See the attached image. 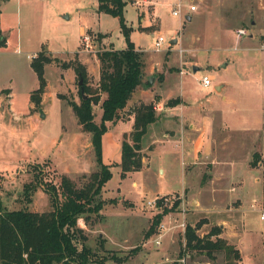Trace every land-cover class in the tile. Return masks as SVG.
<instances>
[{
  "label": "rangeland",
  "instance_id": "obj_1",
  "mask_svg": "<svg viewBox=\"0 0 264 264\" xmlns=\"http://www.w3.org/2000/svg\"><path fill=\"white\" fill-rule=\"evenodd\" d=\"M126 2L124 22L130 28L129 35L119 16L98 11V0H6L2 4L6 13L3 19L12 31L6 34L7 44L0 48V82L6 83L15 96V110L21 119L16 124L22 128V135L12 132L11 113L0 110L4 123L0 125V193L9 209L43 212L54 208L53 199L42 187L32 194L30 202L23 194L25 183L33 180L38 169L43 170L45 181L58 183L62 174H68L81 187L90 179L91 173L99 168L95 147L88 149L86 145L88 140L92 143V135L80 129L78 117L69 104L71 100L80 102V79L77 74L67 72L64 85L61 86L59 69L47 65L45 77L49 88L43 101L45 117L40 115L42 103L30 108L31 91L39 86L37 74L31 66V57H36L44 49L68 61L75 57L77 51L95 58L104 49H125L128 37L135 46L147 52L156 50L153 40L160 34L168 42L177 38V43L172 44V47L177 45L174 48H182L183 52L168 49L166 43L162 48L164 52L155 51L151 54L153 57L149 55L155 61L162 58L159 54L166 56L164 71L171 66L174 72L178 66L180 70L185 68L189 72L170 76V80L178 83L173 89H184L186 96L193 102L202 100L217 107L221 104L225 106V113L230 114L237 128L253 131L254 136H250L249 140L251 146H257V151L264 153V141H260L264 137V53H261L264 51V31L260 30L264 27V0H155V5L149 0ZM179 3L182 12L176 16L172 11L179 8ZM192 5L196 6L195 10L190 9ZM188 16H192L191 20H187ZM156 21H159V28L154 26ZM223 24L226 27L233 26L236 32L244 28L247 35L238 40L235 31H224ZM85 33L93 36L91 50H86L83 44ZM98 33L104 38L99 40ZM254 33L257 42L252 47L245 37H251L250 34ZM146 57L144 53V59ZM176 58L177 63H173L172 60ZM225 63L228 64L224 67ZM192 65L200 69L193 72ZM88 74L89 83L97 86L100 67L98 69L97 65H91ZM204 75L212 77L209 87L201 83ZM161 81V77L157 76L152 84H146L147 88H152L153 96H167ZM220 83L226 84L223 92L222 87L217 90L214 88ZM223 96L228 99L224 100ZM30 113L34 114L31 122L29 116L33 114ZM96 114V120L100 122L99 106L96 107ZM4 125L9 128H4ZM130 125L126 121L110 126L102 136V162L111 166L113 176L97 201L101 198L116 200L106 202L99 214L90 215V223L85 222L84 216L81 217L79 225L88 234L87 246L102 254L113 251L118 256L127 257L122 264H177L186 253L184 244L187 228L185 231H169L158 247L154 242L156 233L149 237L146 234L152 217L165 208L158 211L151 208L148 201L163 196L176 198L169 203L168 212L162 219L169 225L182 220L183 210L186 212L187 226H195L206 218L192 215L190 210L196 202L193 204L184 192L173 193L183 191L185 187V160L178 148L159 150L151 155L150 161L144 163L139 171L124 177L121 175L120 148L123 134L130 129ZM22 136L29 139L28 143L33 147L32 157L36 161L23 163L17 169L13 167L15 169L12 172L7 171L14 166V161H24L21 160L23 152L21 154L19 150L25 148L29 153V144L24 143V147L19 144L23 141ZM245 158L247 154L238 160L236 166L228 167L230 177H246L253 181L247 183L248 200L242 207L243 212L223 214L231 222L225 236L241 252V259L237 261L233 258L236 264H264V221L260 219L264 209L261 202L262 182L254 180L260 170H249ZM192 179L196 185L197 178ZM122 196L125 200L121 199ZM175 202L178 204L174 206ZM212 227L211 224L202 225L198 233L206 235ZM104 233L108 238L107 243ZM103 240L104 248L100 245ZM187 252L188 264H227L224 251L215 252L213 256L200 250ZM106 264L121 263L110 261Z\"/></svg>",
  "mask_w": 264,
  "mask_h": 264
},
{
  "label": "trees",
  "instance_id": "obj_2",
  "mask_svg": "<svg viewBox=\"0 0 264 264\" xmlns=\"http://www.w3.org/2000/svg\"><path fill=\"white\" fill-rule=\"evenodd\" d=\"M98 11H106L122 19L124 30L129 35V27L124 22V8L126 0H98ZM99 40L104 35L98 33ZM264 39V36H263ZM7 44V37L0 29V47ZM78 53V52H77ZM68 61L54 57L49 50H41L31 61L35 70L39 86L31 92V100L36 105H41L42 95L46 91L47 80L45 67L47 64L60 63L63 68H74L79 79L80 102L69 101L75 111L82 129L91 133L92 143L96 149L99 168L92 172L85 185L78 187L75 180L67 174H62L60 181L54 183L43 179V170L36 168L34 178L24 185L23 194L30 202L32 194L39 187L53 199L54 208L49 211H32L29 209H9L0 193V264H106L114 261L124 263L127 257L118 256L116 253H100L87 246L88 234L79 225V219L89 222L90 215L99 214L106 202L116 199H100L106 183L112 178L113 172L110 165L102 162V136L110 127L122 119V111L136 89L144 83V52L136 48L128 37L125 49L109 48L100 51L97 57L100 62V79L97 86L89 83L87 67L79 59L78 54ZM149 84L150 81L148 80ZM86 96V97H84ZM177 99H170L167 104L174 105ZM99 106L101 120L97 122L96 107ZM135 120L130 134L125 133L122 144V160L120 163L121 175L124 177L129 172L139 171L143 167L142 139L147 133L151 123L157 120L154 103H142L132 109ZM131 113V111H130ZM132 141L131 142L129 141ZM258 155L252 166L258 164ZM264 179V176H263ZM264 202V180H263ZM178 202H175L174 206ZM173 206V207H174ZM158 212L152 217V223L147 236L156 233L157 226L162 221L164 214ZM203 222L195 226L188 224L185 233L186 250H200L213 256L215 252L224 251L227 264H236L241 259L240 250L221 237L223 229L216 225L210 232L201 236L198 229ZM216 236L215 238H212ZM104 248V240L101 242Z\"/></svg>",
  "mask_w": 264,
  "mask_h": 264
},
{
  "label": "crops",
  "instance_id": "obj_3",
  "mask_svg": "<svg viewBox=\"0 0 264 264\" xmlns=\"http://www.w3.org/2000/svg\"><path fill=\"white\" fill-rule=\"evenodd\" d=\"M149 1H151V3L155 5V0H149ZM5 2L6 0H0V29L3 35L7 37L6 34L12 30L8 29L6 22L3 19V15H5L6 13L2 7V4H4ZM191 18L192 16H188L187 20L188 19L191 20ZM156 25L159 28V21H156L154 26ZM155 28L156 27H154L153 29ZM223 28L225 29L224 30L225 32L230 30L236 32L235 28L230 25L226 27L225 24H223ZM260 30L264 31V27L260 28ZM250 35L251 37L248 38L245 37V40L249 42V46L254 47L257 42V39L255 38V33ZM263 36L264 33L262 35V38ZM173 39H177V38H173ZM172 40L170 42H172ZM262 41L264 42V39H262ZM174 47H172V43L171 46L168 45V49H172L176 51L179 50V49L178 50L175 49ZM136 48L140 51H143L147 55L145 59V67H144V74H145L144 83L136 89L133 96L129 100L126 108L122 111V115H126V116L125 117L123 116L122 119L118 120L116 123L110 124V126H115L116 124H119L121 122L128 121L130 122L131 125H130V129L125 133L130 134L131 131L133 130V125L135 120L134 111H132V109L136 106H139L142 103L145 104L151 102L154 103L158 117L155 122L149 125L147 133L144 135L142 139L141 154H142L143 163L149 162L151 155L155 152H158L159 150L168 149L171 147L178 148L182 154V157L185 160L184 161L185 187L183 188V191H174L173 193L184 192L187 198L192 199L193 204L196 202L195 206H193V209L190 210L192 215L195 217L197 215L200 216L201 218L202 217L206 218V220L202 224L204 226H209L210 224L213 226L214 225L220 226L223 229V232L221 233L222 235L221 237L225 239H229L228 236H225V234L227 232L226 228L231 227V222L226 218H224L223 214L231 215L230 214L231 211L234 213L243 212L242 207L248 200L247 183L253 180L247 179L246 177H238L236 179L235 176L230 177L231 172L228 171V167L236 166L238 160L243 158L247 154V158L245 159H247L246 164L249 167L248 169L260 170L259 176H256L254 180H256L257 182H262V195H263L264 153L263 152L260 153L259 151H257V146H255V148L254 145L251 146L250 136L252 137L254 136L253 131L237 128L236 125L233 123L234 121L232 120L230 114L225 113L224 111L225 106L223 107V105L221 104L220 107H217L214 106L213 103L211 102L209 104L203 102L202 100L193 102L191 98H189V96H186L184 89L181 88L180 89L176 88V90L173 89L175 88L174 86H177L178 83L177 81L170 80V76L174 75L175 73L177 75L178 74L184 75L189 73L185 71V68L180 70L179 67L176 66L178 70L172 72L174 70L173 67L171 68V66H168L170 69L164 71L167 62L166 56L163 57V55L161 56L159 54L160 57L164 58V61L162 62V58L160 57L158 61H155L154 59L152 60L150 56H152L151 55L152 52H155L156 50L147 52L142 50L141 47H139L138 45H136ZM17 50L19 49L17 48ZM77 52L79 59L82 61V63L86 65L88 73L90 71L91 65L93 64L97 65L99 69L100 62L96 55L95 58H90L87 54H84L81 51L80 52L77 51ZM49 53H51L54 57H58L50 50ZM261 53H264V51H262ZM174 61L175 63H177V58L172 60L173 63ZM227 64L228 63H225L223 64V66L225 67L227 66ZM47 65H51L59 69L60 77H61V86L64 85L65 82L64 78L67 76L68 73L71 75L76 74L75 70H72V67L63 68L60 65V63L52 62ZM194 66L195 65H192V68ZM193 72L196 71L193 70ZM157 76L161 77L162 79L161 86L163 89H165L164 92L167 96H153V92L151 91L152 88L150 89L146 87V84H148L147 81L149 80L150 81L149 84H152L154 82V78H157ZM152 79L153 82L151 81ZM217 87H222L221 92H223L226 87V84L220 83L214 86L215 89ZM48 88H49V82L47 80L46 91L42 96V102H41L43 106L42 110L44 111L45 115H46V110L43 105V101L46 97L45 96L46 93L48 92ZM51 94L52 92L50 93V95ZM173 94H176V96ZM177 98L178 101L176 104L174 105L167 104V102L170 99H177ZM223 99L227 100L228 97L223 96ZM14 104H15V96H13L11 88L7 87L6 83L2 84L1 81L0 110L1 112L8 110L11 113V117L13 118L12 120L13 126H10L11 131L12 132L16 131L17 133L19 132L20 133L19 135H22L21 133L22 128H18L17 126L18 124H16L21 122V119H19V114L15 110ZM34 106L35 103L32 102L31 100L30 108ZM2 119L3 116H0V125L4 124L2 123ZM33 120H34V114L29 116V122ZM4 128H9V126L4 125ZM81 128L82 126L80 125V129ZM22 140L23 141H21L20 143L18 142L20 146L24 147L25 145L24 143L29 144L28 143L29 139L25 138L24 136H22ZM260 141L263 142L264 137L260 139ZM86 145L88 149H92L93 143H91V141L88 140V143ZM28 148H29L28 151L29 153L26 152L25 148L19 150L21 154L23 152V154L21 155V160L23 159L24 161H20V160L18 162L14 161V166L9 167L10 170L7 171L12 172L15 168L16 169L19 168V166L23 163H30L32 161H36V159H33L32 157L33 147L29 144ZM253 152H255L254 156L252 155ZM6 155L10 156V154H6ZM120 155H121V159H120V163H121L122 160L121 148H120ZM255 155H258L257 159L259 161L256 166H252V162L256 158ZM229 169L231 170V168ZM193 177L197 178L196 185L192 183L194 180L192 179ZM121 199L125 200L123 196ZM261 202L263 205L264 204L263 197ZM202 225L200 226V228L202 227ZM100 233L103 232L100 231ZM107 242H108V238L106 240V243Z\"/></svg>",
  "mask_w": 264,
  "mask_h": 264
},
{
  "label": "built area",
  "instance_id": "obj_4",
  "mask_svg": "<svg viewBox=\"0 0 264 264\" xmlns=\"http://www.w3.org/2000/svg\"><path fill=\"white\" fill-rule=\"evenodd\" d=\"M178 5H179V8L173 9V11H172V13L174 15H176V16L180 15L181 12H182V5L180 3ZM190 9L191 10H195L196 9V6L195 5H192L190 7ZM236 35H237V39L239 40L244 35H247V30L244 29V28H239L237 30V32H236ZM92 37L93 36H91L89 33L83 34V44H84L86 50L93 49V43H92L93 38ZM166 43L169 46H171V42H168L163 34H160L157 37H155V39H154V45H155L156 51H161L162 48L165 46ZM179 50L181 52H183V49L182 48H180ZM34 57H35V55L32 56L31 59H33ZM201 83L203 84V86L209 87L212 84V77L210 75H204L202 77ZM179 197L180 196H178V198ZM173 199H176V198H171V197L163 196V197L159 198V201L158 202L156 200L148 201V205L151 208H154V209H156L158 211H161L164 208L169 207V203L170 202H173L172 201ZM184 212H185V210H183V213ZM183 213H182V220L180 222H178V223H174L172 225L166 224L163 221H161L159 223V225L157 226V230H156V236L157 237L154 239V242H155V244L158 247H160L162 245L163 237L169 231H172L174 229H178V230L181 229V230L185 231V229L187 228V222H186V219H185V213L186 212L184 214ZM260 219L264 221V209L261 212ZM184 249H185V252L186 253L182 257L179 258L177 264H188V262H187L188 252L186 250V243L184 244Z\"/></svg>",
  "mask_w": 264,
  "mask_h": 264
},
{
  "label": "water",
  "instance_id": "obj_5",
  "mask_svg": "<svg viewBox=\"0 0 264 264\" xmlns=\"http://www.w3.org/2000/svg\"><path fill=\"white\" fill-rule=\"evenodd\" d=\"M177 41H178L177 39H173L171 43H172V44H173V43H177ZM198 69H199V68H198L197 66H194V67H193V70H194V71H197ZM151 81L153 82V79H152ZM82 83H83V79H80L79 84L81 85ZM218 88H219V87H217L216 89H218ZM84 97H86V96H84ZM41 116H42L43 118L45 117V113H44V111H43L42 109H41ZM156 201L158 202V201H159V198H158Z\"/></svg>",
  "mask_w": 264,
  "mask_h": 264
}]
</instances>
